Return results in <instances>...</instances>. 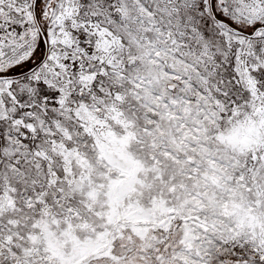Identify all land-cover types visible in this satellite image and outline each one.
<instances>
[{
    "label": "snow or ice",
    "instance_id": "1",
    "mask_svg": "<svg viewBox=\"0 0 264 264\" xmlns=\"http://www.w3.org/2000/svg\"><path fill=\"white\" fill-rule=\"evenodd\" d=\"M0 264H264V0H0Z\"/></svg>",
    "mask_w": 264,
    "mask_h": 264
}]
</instances>
